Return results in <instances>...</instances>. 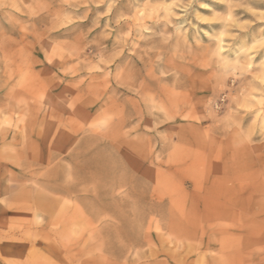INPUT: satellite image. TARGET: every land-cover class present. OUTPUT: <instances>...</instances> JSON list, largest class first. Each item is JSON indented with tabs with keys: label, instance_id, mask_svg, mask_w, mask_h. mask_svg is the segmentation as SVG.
<instances>
[{
	"label": "rangeland",
	"instance_id": "374dc122",
	"mask_svg": "<svg viewBox=\"0 0 264 264\" xmlns=\"http://www.w3.org/2000/svg\"><path fill=\"white\" fill-rule=\"evenodd\" d=\"M0 264H264V0H0Z\"/></svg>",
	"mask_w": 264,
	"mask_h": 264
}]
</instances>
